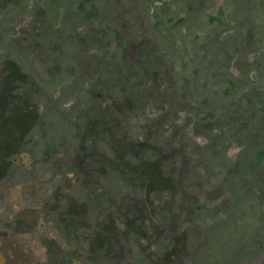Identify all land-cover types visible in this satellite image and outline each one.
Segmentation results:
<instances>
[{
    "label": "rangeland",
    "instance_id": "374dc122",
    "mask_svg": "<svg viewBox=\"0 0 264 264\" xmlns=\"http://www.w3.org/2000/svg\"><path fill=\"white\" fill-rule=\"evenodd\" d=\"M5 61L38 118L0 181V264H163L173 232L169 264H264V0H0ZM117 153L172 189L145 237L90 255L92 226L143 199L96 156ZM68 200L85 214L59 222Z\"/></svg>",
    "mask_w": 264,
    "mask_h": 264
},
{
    "label": "trees",
    "instance_id": "16d2710c",
    "mask_svg": "<svg viewBox=\"0 0 264 264\" xmlns=\"http://www.w3.org/2000/svg\"><path fill=\"white\" fill-rule=\"evenodd\" d=\"M26 81V75L14 62L5 61L2 64L0 71V181L9 174L13 160L23 150L28 134L38 118L37 109L31 103L28 94L18 92L19 86L25 84ZM118 144L120 148L127 147L130 151L143 148L141 143L130 140H119ZM80 156L81 154H76L73 158L75 167H79L82 163ZM96 156L102 168L119 169L122 174L133 175L141 187L143 199L141 201L131 200L130 211H118L120 213L118 216L108 213L101 221L92 226L85 239L86 251L90 255L108 252L118 234L122 239L145 237L144 225L151 217V215L148 216L150 212H147V208L150 206V197L153 194L169 192L172 189V183L167 176L162 174L161 160L159 159H143L133 164L126 160L127 157L119 153L113 160L104 154ZM53 211L59 222H62L64 217L75 222L78 220V216L81 217L85 214V207L68 200L64 212L57 205ZM129 212H133V214L130 215ZM184 242V234L171 233L169 247L160 255V262L171 263L179 256L180 246H183ZM52 244L50 243L48 247L51 248Z\"/></svg>",
    "mask_w": 264,
    "mask_h": 264
}]
</instances>
